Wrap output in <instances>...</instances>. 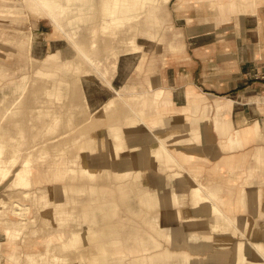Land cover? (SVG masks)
Here are the masks:
<instances>
[{"label": "crops", "instance_id": "obj_1", "mask_svg": "<svg viewBox=\"0 0 264 264\" xmlns=\"http://www.w3.org/2000/svg\"><path fill=\"white\" fill-rule=\"evenodd\" d=\"M163 3L147 6L139 30L155 35L156 10ZM168 7L180 46L170 42L172 49H179L166 53L168 63L157 88L161 90L158 113L165 125L157 132L146 127L143 133L130 134L132 146L123 140L118 147L126 150L112 161L119 178H136L134 189L151 213L148 222L165 237L151 234L139 245H128V252L138 256L126 263L124 250L112 256L109 240H104L103 235L112 230L99 232L92 225L91 231L100 237L97 264H145L147 258L151 264H264V78L257 76L264 70V0H169ZM124 64L118 62L112 78L115 87L128 81L135 66ZM153 66L146 57L143 68L136 69L141 74ZM148 81L154 89L155 78ZM83 87L92 108L114 95L98 77L86 78ZM125 87L145 93L143 112L150 99L156 102L158 90L150 97L135 82ZM167 135L171 138L166 142ZM159 140L163 155L156 163L149 150ZM144 164L161 168L145 170L149 186L135 183ZM185 174L192 184L189 190ZM211 201L219 212H211ZM76 233L77 229L71 230L67 242L73 248L83 246L80 257L83 253L91 257L85 244L94 241L93 236ZM0 240L3 244L7 240L1 225ZM0 250L7 256L0 264L10 262L9 256L16 264L22 252H10L7 244ZM47 251L55 254L50 245Z\"/></svg>", "mask_w": 264, "mask_h": 264}, {"label": "rangeland", "instance_id": "obj_2", "mask_svg": "<svg viewBox=\"0 0 264 264\" xmlns=\"http://www.w3.org/2000/svg\"><path fill=\"white\" fill-rule=\"evenodd\" d=\"M92 1L94 2L92 8L83 5L81 10L78 9V20L75 22V27L79 30L78 37L75 40L83 42L86 46H89L91 41L90 38H86L83 35L93 32L95 25L93 20L94 14H100L104 10V5L100 0ZM72 2L79 5L77 1L72 0ZM168 3L169 0L163 3L160 9L156 10L159 22L154 26L155 35L150 36L141 29L138 33V42L141 43L142 50L146 51L149 63L154 61V66L152 68L147 67L141 74H139L136 66H134L135 68L133 67L130 71L128 81L125 80L124 84L120 83L121 85L117 86L118 88L127 90L125 85L135 82L136 87L138 89H145L150 97L155 95V90H158L161 70L168 63L165 58L166 53H173L179 49H172L170 42L174 40L180 46L179 40L174 39L176 30L170 23ZM13 4H16V0H0V98L6 95V98L15 100L17 95L13 92L14 85L16 82L22 81L23 75L28 73V78L23 81L27 85L25 89L24 110L19 114L20 116H11L7 120H4V123L11 127V130L6 133L7 136L15 132V135H18L21 139V135L16 132L18 129L17 120H24L23 124L26 125L24 126L27 128V134L25 138V152L22 154L21 151L20 156L12 165V169L7 176H0V206L8 203L10 205V207L8 206V215L13 219L20 220L22 217H26L27 223L21 228L22 235L19 236L22 241H19L21 239H17L15 243L18 251H22L19 254L20 258L16 260V264H29V253L34 254V257L32 256L31 258L35 261L37 260V264H41L44 260H46L44 264H89L92 261V256L97 255L95 253L97 251L96 243L100 239L97 234L95 235L94 231H91L92 225L99 232L112 230L109 235H103L104 240H109L107 246L110 248V252L111 249L113 250L111 255L114 256L116 251L123 249L122 254L124 256L127 255L124 258L125 262L132 261L138 254L135 255V253L128 252V245H139V241L143 237L148 239L151 237V234L157 236L158 239L165 236L158 235V232L148 222V217L151 213L147 211L149 210L148 206L142 203L138 191L134 189L135 185L132 183V180L136 178L132 176L130 179H120L116 175L114 166L112 165L113 158L109 153L112 147L110 145L111 142H121L120 137H114L112 134L109 136V133L104 134L103 129L110 127L111 124L119 126L121 140H125L124 144L131 147L133 142L130 134L143 133L149 127L154 132H157L164 126L163 120L159 119V103L158 101L153 102L150 99L146 105L144 104L145 111L142 115L145 119L144 121L142 117L134 113L118 98L115 91L116 87L112 84V78L114 77L118 62L123 61L121 52L124 50V44H117L116 47L111 49L107 45L106 40L99 35L97 37V65H93L88 61L83 62L80 49L75 44V41H71L67 36L66 32L70 30V26L67 23L64 24V31H61L43 8L35 10L28 3L24 2L18 3V5H21L20 11L16 9L15 11H9L8 7ZM90 11L93 13L91 16L86 14ZM144 17L143 15L142 19ZM141 27L144 29L143 26ZM22 39H30L31 42L29 41L22 45ZM58 47L61 51V58L59 56L61 61L76 62L75 65L82 67V71L81 68L75 71L61 64L53 65L52 69L44 67L42 64L44 60L43 56ZM31 55L40 57L41 61L36 62ZM68 77H71V79ZM96 77L101 79L103 84L108 85L112 89V93H114L106 103L97 109L92 108V104L90 103L92 101L88 99V95L83 87V81L86 78L92 79ZM149 77L155 78V82H153L154 89H152L148 81ZM78 78L80 80H77ZM51 84H55L56 88H53L52 97L49 98L47 106L53 115H55V112L61 115L59 122H54L53 124L51 115L34 117L28 108L39 101L47 87H51ZM58 90L59 94H55L54 92ZM71 91L74 99L81 101V105L70 109L68 107L70 99L68 93H71ZM112 99V102L115 104L110 102ZM109 103L110 105H108ZM46 119L51 123L50 130H48L49 125H44ZM129 123H132L133 127ZM158 125H161V127H157ZM94 130L98 132L97 146L90 139L88 140L90 145H85V147L92 150L91 156L95 159L105 160L110 157L108 163L103 162V166L104 168L109 166L112 170L110 169L107 172L104 169L98 178L94 179L83 171L81 160H79L75 165V171H66L67 165L74 164L71 161L74 154L85 148L77 144L78 137L84 134L86 139L87 136L90 137V134ZM37 133L40 135L36 137ZM50 134L53 135L54 142L56 141L57 144L53 143L48 147L49 153L47 159L48 162L52 163V167L50 177L45 179L39 170L41 162L37 155L28 158L26 154L28 150L32 149V147H27L29 144H32L36 140L44 139ZM102 136H104V139ZM170 138V135L165 136L166 142ZM82 141H85L84 137ZM156 145L152 147L155 153L156 149H160ZM92 146L98 148H91ZM62 148L63 150L60 153L59 150ZM10 149L11 147H8V153ZM120 150L122 153L123 150H126V147ZM130 150L131 154L132 149ZM102 151H107L108 155L104 157L101 154L103 153ZM160 157L161 154L155 156L152 161L158 163ZM131 158L133 159L132 155ZM33 165L36 168V172L32 176L41 178H39L34 186L27 187L22 183L20 173L16 171V168L29 170ZM142 166H144L142 176L135 183L140 181L143 186H149V183H147L149 180L147 181L144 172L148 171L149 173L151 169L158 172L161 171V168L158 169L157 165L151 164L140 165V167ZM140 167L137 165L136 168ZM184 180L187 182L186 188L188 189L186 190H189L192 184L186 174ZM118 182L126 183L125 187L122 188L121 186L123 185H119ZM85 184L88 186L85 187ZM93 184L98 185L95 191L90 188ZM80 185L84 186L85 190L80 191L75 189ZM60 188H65V190L62 192V198L58 199ZM74 198H79V200L75 201ZM79 216L81 217V223L76 222ZM93 216L95 220L91 221ZM63 220H65L64 224L62 223ZM86 221L87 225L85 224ZM131 223L135 224L129 227V225H132ZM134 225L136 226L134 227ZM73 229H77L76 236L79 234L87 235L88 237L93 236L91 240L94 241H88L85 244L88 252L91 253L88 255H91V257L87 256V254L86 257L84 253L80 257V254L83 252V246L73 248V245L67 242L69 235L67 238H63L62 236L52 238L49 235L53 230H62V232L66 230L69 233ZM49 236L51 237L50 240L48 239ZM56 236H58L57 233ZM111 237H114L116 240L119 238L120 241L111 242ZM7 241L8 239L5 242ZM49 245L50 250H55V254L53 251H47ZM7 246L9 249L13 245ZM63 248H66V250ZM1 251L3 250H0V262H6L5 257L7 256L3 255ZM58 253H62L68 259L62 260L56 258L55 256L59 255ZM145 262V264H151L150 258H147Z\"/></svg>", "mask_w": 264, "mask_h": 264}, {"label": "bare ground", "instance_id": "obj_3", "mask_svg": "<svg viewBox=\"0 0 264 264\" xmlns=\"http://www.w3.org/2000/svg\"><path fill=\"white\" fill-rule=\"evenodd\" d=\"M74 1L79 2L78 3L79 5H76V3H73L72 0H16V4L10 5L8 7V10L9 11H15V9H16L17 11H20L21 5H18V3H24L25 2V3H28L30 6H32V8H34L35 10H37L38 8H43L46 11V13L48 14V16H50L52 18V20L55 23V25L57 26V28L60 29L61 31L62 30L64 31V24L67 23L70 26V30L66 32L67 36L71 39V41L74 40L75 44L80 49L83 62L88 61V62L92 63L93 65H97V61H98V57H97L98 39H97V37L100 35L103 39L106 40L107 45L111 49H113L114 47H116L117 44H120V43L125 45L124 50L121 52V57L125 63L124 65L127 68L132 66V65H135L136 68H139V69L143 68L147 54H146V51L142 50L143 48L138 43V40H137V34H138V30H139V23H140L141 15L146 11L147 6L149 4H159L162 2H167L168 0H100L101 3H103V5H104V10L100 14H97V15L94 14L93 20H94L95 25H94L93 32L91 34H84L83 35L86 38H90L91 44L89 46L84 45L83 42H78L75 40L78 37L77 34L79 32V30L75 27V22H76V20H78V15H77V12L79 11L78 9L81 10L83 5L92 8V4H94V2L92 0H74ZM86 14L87 15L89 14V16H91L93 13H92V11H90V12H87ZM11 15H12V12H11ZM24 43L25 42H23L22 45ZM72 46H73V44H72ZM60 55H61V51H60L59 47L56 48L55 50L50 51L49 54H47L44 57V60L42 63L43 66L44 67H50L52 69L53 65L61 64V65H66V66H68V68L73 69L75 71H78L81 68V71H82V67L75 65L76 62L71 63V62L61 61ZM59 56H60V58H59ZM32 58H34L36 62L41 61L38 57L32 56ZM27 76H28V73L24 74L22 77V81H18L15 83L14 89H13L14 94L17 95L15 100H10V99L6 98V95H4L3 97L0 98V176H7L12 169V165L17 161V158L20 156L21 151H22V154L25 152V147H26L25 138H26V134H27L26 133L27 128H25L26 125L23 124L24 120H22V121L17 120L16 121V123L18 124V129L16 130V132L21 135V139L18 135H15V132L13 134L11 133L10 136L6 135V133L11 130V127L9 125L5 124L4 120L5 119L7 120V118L11 117V116H13V117L17 116V115L21 114L22 111L24 110L25 97H26V90L25 89H26L27 85H26V82L23 83V81L26 80V78H28ZM68 78L71 79V77H68ZM77 80H80V78H78ZM53 88H56L55 84H51V87L48 86L47 89L44 91L45 93L41 96L39 101L28 107L29 110L32 112V115H34V117H38V116L43 117L45 115H51L52 116L51 117L52 118V124L54 122H59V120L61 119L60 114H57L55 112L54 113L55 115H53L52 111L47 106V102L49 101V98L52 97L51 95L53 92L52 91ZM115 91L118 95V98L121 100L122 103H124V105L126 104V106L129 109H131L134 113H136L137 115L142 117V115L144 113L142 105H143L144 100H145V93L143 91H128V90L120 89L118 87L115 88ZM58 92H59V90L55 91L54 93L59 94ZM160 93H161V90H158L156 101L159 100V94ZM68 94L70 96V99L68 102V107L70 109L72 107L75 108L76 106L81 105V101H76L74 99V95H72V91H71V93H68ZM112 101H113V99L110 102L114 103ZM108 105H110V103ZM104 108H105V106H104ZM114 111H115V109H114ZM110 114H113V113H110ZM13 119H15V118H13ZM159 119H162L164 122V119L162 117H160ZM143 120L145 121L144 118H143ZM129 124L133 127L132 123H129ZM44 125L45 126L49 125L48 130L51 129V123L48 119L45 120ZM118 127L119 126H117L115 124H111L110 127L103 129L104 134L109 133V136L112 134L114 137H120L121 142L114 143L115 142L114 141V142H111V144H110L112 147H111L109 154L111 155L112 158H116L118 156H121L120 155L121 154L120 149L123 148V147H118L119 145L122 144V140H121L122 137L120 136L121 134H120V130ZM132 127H131V129H132ZM157 127H161V125H158ZM46 132H48V131H46ZM51 133H53V131H51ZM37 135H40V134L37 133L35 136L37 137ZM109 136H107V137H109ZM83 137H84L85 141H82ZM88 137L89 136H87L85 139L84 134L81 137H78V140H77L78 143L77 144H79V146H81V147H85V145L88 146V145H90V142H88V140L91 139L93 141L92 143H94L95 146H97L96 144L98 142V140H97L98 139L97 138L98 132H96V130H94V132L90 134L89 139H88ZM102 137L104 139V136H102ZM159 141L156 145L157 147L162 146L161 140H159ZM53 143L57 144L56 141L54 142L53 135L50 134L46 138L41 139V140H36L35 142H33L32 144H29L27 146V147H32V149L30 151L29 150L27 151L26 156H28V158H30L31 156L37 155V157L39 158V160L41 162V167L39 170L42 173V176L45 177V179L50 177V175H51L52 163L48 162L47 157H48V153H49L48 147H49V145L51 146V144H53ZM95 146H92L91 148L97 149L98 147H95ZM154 146H155V144H152L150 147V150H149V153H150L149 155H150L151 160H153V158H155V156H159L161 154L160 149H156L155 150L156 153L152 150V147H154ZM8 147H11V149L9 150V153H8ZM37 148H38V150H37ZM62 150H63V148L59 150L60 153ZM91 151L92 150H89V148L85 147L83 150L76 152L74 154L73 158H71V161L74 164L67 165L65 170L66 171L67 170L68 171L69 170L75 171L76 170V166H75L76 163L79 160H81V167H82L83 171L86 172L87 174L91 175V177L94 179L98 178L99 174L101 172H103L104 169H106L107 172H109L111 168H109V166H106L104 168L103 162L108 163V159L110 157L106 158L105 160L95 159L91 156ZM169 151H170V149H169ZM106 152H103V153L100 152V153L102 155H104V157H106L108 155ZM162 155L163 154H161V156ZM57 156H55V157L58 158ZM16 171H18V173H20L22 183L24 185H26L27 187L34 186L37 183V181L39 180V178H41V177L37 178L35 176H32V174H34L36 172V168L34 167V165L31 166L29 168V170H22V169L16 168ZM126 178H128V177H126ZM132 183H133V181H132ZM118 184L124 185L123 182H118ZM81 185L75 189L82 191V190H85L86 186H88L86 184H85V187L81 186ZM97 187H98L97 184H93L90 186V188L93 191H95L97 189ZM44 188H46V187H44ZM64 190H65V188H60L58 199L62 198V192H64ZM74 200L77 201V200H79V198H74ZM209 205H211V209H212L211 212L214 210V213H215L216 210H219V209H216L217 207L215 206L213 201H211V203ZM8 206L10 207V205L8 203H4V205L0 206V225L1 226L3 225L4 235L8 239V241L5 244H7V243H8L7 245L12 244L13 246L11 248H9V251L15 253L18 251L17 247L15 246L16 240L21 239V237H19L20 235H22L21 228L26 225L27 221H26V217H22L20 220H16V219L11 218L8 215V209H9ZM13 212H14V210H13ZM217 212H219V211H217ZM218 215H220V214H218ZM80 216H79V219H76L77 223H81V217ZM62 223L64 224L65 220H63ZM14 225H15V227H13ZM215 227H217V226H215ZM66 230H65V232H62V230H59L58 236H56V233L53 234L54 232L50 233L49 235L52 238L53 237L57 238L60 236H62L63 238H67L68 231L66 232ZM9 240L12 243L9 242ZM5 244H3V242L0 240V248H4ZM58 254L59 255L55 256L56 258H60L62 260L68 259V258H66V256H63L62 253H58ZM33 255H34L33 253L29 254V256H30V260L28 261L29 264H37V262H38L37 260L35 261L31 258ZM13 259L14 258L12 256H9L10 261H13ZM44 259H46V258H44ZM11 263L12 262H7V264H11ZM42 263L43 264L46 263V260L42 261L41 264ZM62 264H65V263H62ZM89 264H97V260H96L95 256L92 259V261L89 262Z\"/></svg>", "mask_w": 264, "mask_h": 264}, {"label": "built area", "instance_id": "obj_4", "mask_svg": "<svg viewBox=\"0 0 264 264\" xmlns=\"http://www.w3.org/2000/svg\"><path fill=\"white\" fill-rule=\"evenodd\" d=\"M257 76L264 78V70L261 73L257 74Z\"/></svg>", "mask_w": 264, "mask_h": 264}]
</instances>
